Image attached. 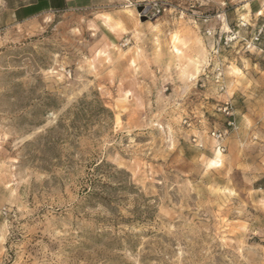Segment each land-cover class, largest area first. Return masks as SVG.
<instances>
[{"label": "rangeland", "instance_id": "rangeland-1", "mask_svg": "<svg viewBox=\"0 0 264 264\" xmlns=\"http://www.w3.org/2000/svg\"><path fill=\"white\" fill-rule=\"evenodd\" d=\"M44 3L0 0V264H264V0Z\"/></svg>", "mask_w": 264, "mask_h": 264}, {"label": "built area", "instance_id": "built-area-1", "mask_svg": "<svg viewBox=\"0 0 264 264\" xmlns=\"http://www.w3.org/2000/svg\"><path fill=\"white\" fill-rule=\"evenodd\" d=\"M162 6L160 4L154 3L148 13L147 16H152V17H157L160 16L162 13ZM209 35H211L210 32H208ZM264 34V26H262V28L259 29L257 36L254 38V40L252 41L253 44L257 43L260 41V38L262 37V35ZM236 39V36H230V37H226L225 38V45H228L229 43L233 42ZM251 46V45H249ZM226 111L228 110V107L225 109ZM227 135V131H213L211 133V136L214 140V142L216 143V148L218 151H220L221 153H225L226 152V145H225V138Z\"/></svg>", "mask_w": 264, "mask_h": 264}, {"label": "crops", "instance_id": "crops-1", "mask_svg": "<svg viewBox=\"0 0 264 264\" xmlns=\"http://www.w3.org/2000/svg\"><path fill=\"white\" fill-rule=\"evenodd\" d=\"M96 0H45L42 9L47 10L51 8H57L56 10H71L72 8H85L89 9L94 7ZM263 11L260 9H254L251 11L254 15H260Z\"/></svg>", "mask_w": 264, "mask_h": 264}, {"label": "bare ground", "instance_id": "bare-ground-1", "mask_svg": "<svg viewBox=\"0 0 264 264\" xmlns=\"http://www.w3.org/2000/svg\"><path fill=\"white\" fill-rule=\"evenodd\" d=\"M223 155H222V153L220 151H217L216 154H215V158L209 160L210 161V163H209L210 167L213 168V169L222 167V165H223Z\"/></svg>", "mask_w": 264, "mask_h": 264}, {"label": "water", "instance_id": "water-1", "mask_svg": "<svg viewBox=\"0 0 264 264\" xmlns=\"http://www.w3.org/2000/svg\"><path fill=\"white\" fill-rule=\"evenodd\" d=\"M148 11L149 10H145L142 13V9L140 10V13H142V21H144V22L147 20L146 14L148 13Z\"/></svg>", "mask_w": 264, "mask_h": 264}]
</instances>
